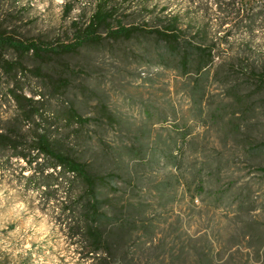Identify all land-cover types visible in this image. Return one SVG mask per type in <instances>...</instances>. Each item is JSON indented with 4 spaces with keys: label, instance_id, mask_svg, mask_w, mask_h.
Instances as JSON below:
<instances>
[{
    "label": "rangeland",
    "instance_id": "1",
    "mask_svg": "<svg viewBox=\"0 0 264 264\" xmlns=\"http://www.w3.org/2000/svg\"><path fill=\"white\" fill-rule=\"evenodd\" d=\"M142 1L132 0L131 6ZM226 1L161 0L169 12L181 13L184 43L213 49L215 62L205 76L167 66L161 58L164 43L148 29L119 41L103 32L97 44L45 59L14 48L0 53L18 63V83L40 101L42 115L35 118L44 119L40 130L53 124L64 148L103 178L93 218L114 242L117 264H200L204 258L213 264H264L260 240L250 228H264L259 172L264 166V0H230V15L223 10ZM94 2L0 0V32L52 50L73 37L74 21L89 22ZM115 6L124 13L129 3ZM123 20L145 26L138 14ZM8 82L0 74L5 116L16 111L4 98ZM186 131L182 144L179 134ZM25 135L31 139V133ZM175 147L183 150L180 171L165 166L159 154L171 149L177 155ZM152 159L150 170L139 161ZM39 162L40 167L50 163ZM36 167L0 159V264L103 262L90 253L82 229L85 189L64 181L38 187ZM170 173L179 174L180 182L174 200L163 206L152 184L170 182ZM193 173L204 180L203 190L192 182ZM66 192L64 205L75 210L72 215L63 212ZM240 201L247 206L241 211ZM124 221L129 226L123 228Z\"/></svg>",
    "mask_w": 264,
    "mask_h": 264
},
{
    "label": "trees",
    "instance_id": "2",
    "mask_svg": "<svg viewBox=\"0 0 264 264\" xmlns=\"http://www.w3.org/2000/svg\"><path fill=\"white\" fill-rule=\"evenodd\" d=\"M132 0H95L93 14L88 23L85 25L79 24L74 21V33L73 37L65 44L54 48L52 50H46V47L35 41L21 42L17 41L12 36L6 35V33L0 32V53L3 54L8 48H14L20 53L28 54L30 51L42 59L55 53H71L85 47L87 45L97 44L102 39V33L106 32L107 37L114 41L127 40L135 33H139L142 29H148L151 35L155 36L158 41L163 42L165 45V51L161 54L162 60L167 66H173L177 69L184 70V73L195 72L199 76H205L207 70L215 62V55L213 49L204 43L198 44L197 47H192L194 44L184 43L182 37L184 30L181 26L182 15L180 12H169L167 4H163L161 0H146L136 4L132 7ZM254 0H247L245 4H250ZM129 3L130 10L128 14L124 15L116 8L118 3ZM235 3V1L233 2ZM225 6L227 9H223L230 15V0L226 1ZM235 7V5H234ZM222 9V8H221ZM232 7L231 12L235 11ZM70 8H68V11ZM141 16L144 20L145 26L124 24V18L133 17L135 15ZM114 22L116 24H114ZM44 68H40L38 72L42 73ZM20 72L17 62L6 58H0V74L9 78L8 88L4 94L6 102L12 101L16 107L15 113L6 115L0 110V159L11 158L24 160L28 164V168L31 169L35 164L40 167L39 159L49 160L50 163L44 167H40L39 170L35 168V172L40 173V183L38 187L43 186L45 189H49L53 185H60L62 182H68L73 187L74 184H81L83 190L88 195L86 203L81 205V212H83V226L84 234L91 241L90 253L96 254V257L104 259L99 264H117L116 260L112 257V249L115 247L114 242L110 241L104 236V232L99 227L101 222L94 221L95 209L99 206L98 200H96L95 194L99 184L103 178L92 172L90 165L80 158L75 157L66 150L56 137H54L53 124H45V129L40 130L41 123L37 122L36 117L41 114V108L39 106L40 101L34 99L32 96L25 94L23 86L18 83V74ZM45 95L42 94V97ZM42 99V98H41ZM6 113V112H5ZM70 122L73 116L69 117ZM32 121V128L25 131L24 127L28 122ZM81 121H86L81 119ZM48 123V122H47ZM24 131V133H23ZM31 133V139L28 140L25 133ZM179 139L184 144L186 142L188 131L179 134ZM173 145H177L174 142ZM178 154H174L171 149L169 151L160 150L159 154L163 157L165 166L174 167L176 171H180L183 166V150L182 147H175ZM153 154L157 153V150H152ZM142 166L147 167L148 170L152 169L154 164L145 163L143 160H139ZM129 168V165L126 166ZM47 168L53 169V172L45 173ZM264 177V166L259 168ZM72 175L70 178L68 175ZM34 176V175H33ZM33 176L26 177L31 179ZM170 182H159L152 184V190L159 198V203L163 206L174 200L175 184L180 182L179 174L170 173ZM192 182L197 183L198 188L203 190L205 187L204 180L199 173L192 174ZM137 186L141 185V182L136 183ZM71 195V194H70ZM69 200V192H66V196L62 201L63 212L70 213L71 215L75 210L71 206L64 205ZM83 196L80 202L82 203ZM250 205V204H249ZM146 207V206H145ZM238 210L247 208L243 201L237 206ZM96 213V212H95ZM70 223L76 224V219L71 216H66ZM258 224V223H257ZM129 226V221H124L122 227ZM253 229V234L260 240V250L264 253V228L260 226H250ZM153 232V230H152ZM252 234V235H253ZM200 264H213L212 258H204Z\"/></svg>",
    "mask_w": 264,
    "mask_h": 264
}]
</instances>
